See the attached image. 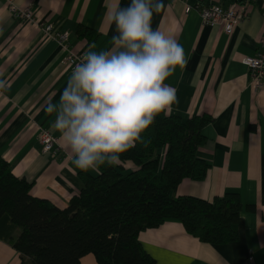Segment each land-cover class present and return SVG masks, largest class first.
Masks as SVG:
<instances>
[{"label": "crops", "instance_id": "1", "mask_svg": "<svg viewBox=\"0 0 264 264\" xmlns=\"http://www.w3.org/2000/svg\"><path fill=\"white\" fill-rule=\"evenodd\" d=\"M29 6L39 20L70 31L75 50L111 51L117 35L109 7H125L131 0H16ZM163 0L152 18L153 29L175 38L183 46L186 68L176 67L165 84L176 89L179 104L171 113L188 116L205 111L214 115L204 132L199 154L210 163L202 179L184 177L176 193L213 199L227 191H239L243 210L237 221L238 238L226 242L201 240L184 223L170 217L141 231L144 248L156 264H241L248 254L264 264V87L251 85L249 68L242 58L255 54L264 35V0H250L247 17L229 34L221 25L204 23L197 6L237 0ZM240 1V0H238ZM186 3L192 5L186 11ZM84 24L98 31L94 40L78 35ZM66 50L49 38L41 25L12 15L7 0H0V153L13 172L32 181L31 192L59 206L68 205L83 185L74 155L54 127L55 113L46 110L57 103L73 70L64 61ZM40 127L58 137L56 151H43ZM132 160L126 169H134ZM97 174L96 170L89 169ZM254 205L250 208L248 205ZM19 226L9 213L0 215V264H21L13 245ZM83 264H96L93 252Z\"/></svg>", "mask_w": 264, "mask_h": 264}, {"label": "trees", "instance_id": "2", "mask_svg": "<svg viewBox=\"0 0 264 264\" xmlns=\"http://www.w3.org/2000/svg\"><path fill=\"white\" fill-rule=\"evenodd\" d=\"M77 31L90 40L99 34L84 24ZM213 119L207 111L167 118L161 113L142 134L147 146L137 143L119 165H101L97 174L81 170L83 185L66 206L34 195L32 181L15 174L0 153V215L9 213L20 228L13 245L21 264H83L90 252L96 264H156L140 233L170 217L179 218L201 240L237 239L244 206L239 191L213 199L176 193L184 177L206 176L210 163L199 149ZM127 160L137 166L126 171Z\"/></svg>", "mask_w": 264, "mask_h": 264}, {"label": "clouds", "instance_id": "3", "mask_svg": "<svg viewBox=\"0 0 264 264\" xmlns=\"http://www.w3.org/2000/svg\"><path fill=\"white\" fill-rule=\"evenodd\" d=\"M163 7V0L110 6L117 33L114 47L86 52L59 101L48 103L47 112L55 113L53 127L77 168L87 172L119 165L121 156L137 143L147 146L142 134L156 117H169L173 105L179 104L176 89L165 81L188 61L175 38L152 27L153 14Z\"/></svg>", "mask_w": 264, "mask_h": 264}, {"label": "built area", "instance_id": "4", "mask_svg": "<svg viewBox=\"0 0 264 264\" xmlns=\"http://www.w3.org/2000/svg\"><path fill=\"white\" fill-rule=\"evenodd\" d=\"M188 2L187 0H184ZM250 0L235 1L229 6L220 3L199 4L198 7L204 23L221 25L227 33L231 34L235 26L247 17V7ZM8 7L12 15L21 20H30L41 25L42 29L49 38L57 40L66 50L64 61L69 65L71 70L80 63L84 57L83 50H75L70 45V31L67 29H56L52 22L39 20L34 11L29 6H21L16 0H7ZM186 11L192 9L190 3H186ZM264 13V5H263ZM242 61L248 65L249 73L252 77L251 85L254 90L258 87H264V35L259 38V49L255 54H246ZM39 137L42 143L43 151H56L58 137L50 130L40 127ZM241 264H257L255 255L250 253Z\"/></svg>", "mask_w": 264, "mask_h": 264}, {"label": "rangeland", "instance_id": "5", "mask_svg": "<svg viewBox=\"0 0 264 264\" xmlns=\"http://www.w3.org/2000/svg\"><path fill=\"white\" fill-rule=\"evenodd\" d=\"M127 170L129 171V169H126V171H127Z\"/></svg>", "mask_w": 264, "mask_h": 264}]
</instances>
